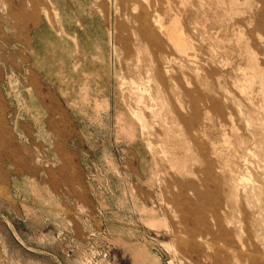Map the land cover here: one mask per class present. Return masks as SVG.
Segmentation results:
<instances>
[{
  "label": "rangeland",
  "instance_id": "1",
  "mask_svg": "<svg viewBox=\"0 0 264 264\" xmlns=\"http://www.w3.org/2000/svg\"><path fill=\"white\" fill-rule=\"evenodd\" d=\"M261 81L264 0H0V264H264Z\"/></svg>",
  "mask_w": 264,
  "mask_h": 264
},
{
  "label": "crops",
  "instance_id": "2",
  "mask_svg": "<svg viewBox=\"0 0 264 264\" xmlns=\"http://www.w3.org/2000/svg\"><path fill=\"white\" fill-rule=\"evenodd\" d=\"M43 27L44 26H38L35 29L33 33L34 35L32 34V40L27 46L28 50H30L29 61L32 63L31 68L35 74L33 76V87L38 86L37 81L40 77H42L46 84L50 86L54 84L52 81L53 78L61 80V73L63 74L65 64L68 65L71 63V56H74L77 51L75 50L73 52V48H78L79 45L77 34L70 36L69 40L66 35L56 33L54 29L48 24H46V28ZM69 41L70 47H68ZM55 66H57L58 69L54 71L53 67ZM69 88H71V90L67 92L68 95L71 93V91H73V87L69 86ZM37 91H39V89ZM50 93L51 91L47 92L48 95ZM73 94H75V92H73ZM53 95L57 96L55 91L53 92ZM50 98H53V96L50 95ZM72 100L75 99L68 98V101L66 100V102L69 104ZM42 102L45 106H47L46 110L48 112H53L52 110H55L54 106L49 105L47 100L45 101L44 99Z\"/></svg>",
  "mask_w": 264,
  "mask_h": 264
},
{
  "label": "bare ground",
  "instance_id": "3",
  "mask_svg": "<svg viewBox=\"0 0 264 264\" xmlns=\"http://www.w3.org/2000/svg\"><path fill=\"white\" fill-rule=\"evenodd\" d=\"M182 2V1H181ZM244 3V2H243ZM239 9V8H238ZM244 10V9H243ZM236 13V12H235ZM162 21V20H161ZM160 19H156L155 20V25H158L159 26V29L160 28H164L163 30H165V35L167 37V40L168 42H170L172 44V46L176 49V51H179V52H184L186 51V49H188V43H187V40H186V37L181 29V27L179 26V23H180V20L178 22V19L175 17H173L170 22L168 23L167 26H163L162 23H161ZM230 21V20H229ZM181 24V23H180ZM98 39V38H97ZM87 40V38H86ZM89 40V39H88ZM83 41V40H82ZM85 43V42H84ZM90 45V44H89ZM88 46V45H87ZM190 46V45H189ZM86 47V46H85ZM87 48V47H86ZM190 48V47H189ZM191 49V48H190ZM188 53V51H187ZM90 72V71H89ZM89 72H87L89 74ZM254 73V72H253ZM93 75V74H92ZM91 76V74L89 75ZM255 76V75H254ZM256 77H257V73H256ZM253 79L254 78H248L247 79V84H251L253 82ZM258 82V80H257ZM255 84V83H254ZM140 86V85H139ZM85 88V87H84ZM242 88V87H241ZM260 88L261 90L264 91V82L261 81V84H260ZM88 90V89H87ZM86 94V92H85ZM85 98V97H84ZM86 100V98H85ZM95 100V99H94ZM97 100V99H96ZM95 100V101H96ZM92 101V100H91ZM102 102H105L106 101H101ZM96 103V102H95ZM99 104V103H97ZM100 107V106H99ZM133 117L140 123V126L142 129L145 128V123L143 122V118L140 116V114L137 112V113H134L133 114ZM120 120V119H119ZM122 128V127H121ZM127 132V131H126ZM47 193V192H46ZM156 221V220H155ZM150 221L149 225L151 227L155 226V224L157 223V221ZM182 236V235H181ZM249 259V258H248ZM255 262V261H254ZM250 263V261H249ZM247 264V263H246ZM255 264V263H254Z\"/></svg>",
  "mask_w": 264,
  "mask_h": 264
}]
</instances>
